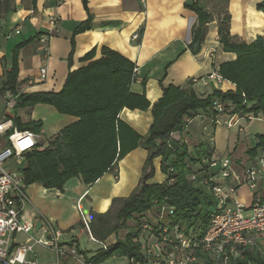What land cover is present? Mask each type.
Returning <instances> with one entry per match:
<instances>
[{
  "label": "crops",
  "instance_id": "1",
  "mask_svg": "<svg viewBox=\"0 0 264 264\" xmlns=\"http://www.w3.org/2000/svg\"><path fill=\"white\" fill-rule=\"evenodd\" d=\"M189 2L191 0H88L85 9L83 0H0V96L3 82L13 66V52L22 44L29 43L20 52L18 81L20 92L27 95L58 93L70 72L88 64L83 61L88 54L95 51L96 60L102 57L101 50L107 48L120 53L136 66L131 92L144 94L151 106L146 111L124 109L120 120L146 138L154 122L153 107L163 97L164 89L174 86L206 98L215 91L227 93L237 88L225 80L208 78L218 72L221 64L236 59L234 54L225 53L219 43V19L215 18L207 27L201 50L194 53L190 48L197 17L186 8L185 4ZM261 2L231 0L228 3L230 32L240 42L252 44L258 37H264V13L257 10ZM212 5L208 3L209 8ZM90 18L93 29L74 37L75 28ZM43 37L47 39L46 45L41 43ZM44 47L48 48L47 53L42 50ZM213 50L215 53L211 57ZM43 68L48 70L45 80L41 78ZM6 115L14 118L16 114L8 110L0 97V121ZM17 115L22 123L42 122L40 137L43 136L44 141L53 139L77 121L42 104L21 109ZM221 119L226 121L228 117L222 116ZM218 132L221 131L217 126L198 117L190 122L185 132L173 134L172 138L185 141L190 153L196 154L199 149L205 151L201 145L206 146L209 136L214 134L216 138ZM249 150H246V159L237 157L234 160L248 162ZM233 153L235 155L236 151ZM148 158L149 152L139 147L93 185L73 178L59 191L25 183L27 201L24 214L36 224L35 234L41 237L47 231L61 233L60 243L66 252L75 248L83 260L92 263L103 248L90 240L81 213L88 220L92 235L94 215L112 213L118 206L121 209L124 201L139 191L148 171ZM152 165L154 176L146 184L165 183L168 176L161 170L162 159L156 158ZM239 198L249 205L252 194L243 188ZM118 240L117 234H113L98 241L112 246ZM28 241V236L16 235L12 249ZM28 258L49 264L58 260L60 264H80L68 255L59 258L42 247H36ZM130 262L126 256H113L98 264Z\"/></svg>",
  "mask_w": 264,
  "mask_h": 264
},
{
  "label": "trees",
  "instance_id": "2",
  "mask_svg": "<svg viewBox=\"0 0 264 264\" xmlns=\"http://www.w3.org/2000/svg\"><path fill=\"white\" fill-rule=\"evenodd\" d=\"M230 1L191 0L185 4L197 17L190 45L194 53L201 50L207 27L215 19L208 3L226 4L227 8ZM83 4L86 9L88 0H83ZM257 10L264 13V0ZM230 22L231 16L227 11L219 23L218 37L223 51L234 54L236 59L221 64L218 73L223 80L237 87L236 90L227 93L215 91L206 98H200L192 90L174 86L164 89L163 97L153 107L154 122L146 138L120 120L124 109L146 111L151 106L144 94L131 92L136 66L120 53L103 48L102 57L94 60L93 51L83 59L88 62L85 67L69 73L61 91L27 95L19 90L18 60L21 50L29 43L14 50L13 66L3 82L2 94L10 92L17 97L14 108L16 127L40 136L42 122L22 123L17 115L21 109L40 104L77 119L53 139L43 140L34 151L25 155L22 173L27 185L40 184L48 190L62 191L73 178L93 185L137 148L142 147L149 152L148 171L142 185L136 194L124 201L115 222L112 213L94 215L92 235L97 240H106L120 230L127 231V234L107 252L100 251L92 263L105 262L113 256L137 257L138 237L147 215L152 213L154 216L165 204L176 208V217L187 231L204 232L209 226L216 201L208 188L200 183L201 179L212 175L201 160L210 153L209 144L201 145L205 151L199 149L198 153L191 154L184 141H176L172 136L185 132L194 118L215 116L213 102L216 99L226 104V111L230 114H264V37H258L252 44L240 42L231 35ZM91 29L93 23L90 18L75 28L74 37ZM258 139V146L248 151L250 159L264 147V135ZM156 158L162 159L161 170L173 182L146 184L154 176L152 163ZM194 174L200 181H191ZM131 220L136 222L134 229L128 226ZM248 261L264 264V255L247 254L243 264Z\"/></svg>",
  "mask_w": 264,
  "mask_h": 264
},
{
  "label": "built area",
  "instance_id": "3",
  "mask_svg": "<svg viewBox=\"0 0 264 264\" xmlns=\"http://www.w3.org/2000/svg\"><path fill=\"white\" fill-rule=\"evenodd\" d=\"M41 43L46 45V37L41 38ZM42 50L44 53L48 52L47 47ZM214 53V50L211 51L210 56L213 57ZM47 76L48 70L43 68L41 78L45 80ZM208 78L223 81L217 71ZM4 98L8 110L12 112L17 97L7 92ZM213 103L215 116L209 118L203 115L200 118L209 120L215 127L222 116L228 117V128H234L244 120H264L262 114H230L226 111V104L220 99ZM42 142L39 135L18 129L12 116L6 115L0 121V262L49 264L28 258L36 247H42L56 253L59 258L68 255L76 263L92 264L83 260L75 248L66 252L60 243L61 233L47 231L44 236H37L36 224L24 214L27 201L24 176L22 170H10L9 165L15 160L22 169L25 155L34 151ZM207 143L211 151L201 160L203 165L209 167L212 175L200 181L198 175L194 174L191 181H200L216 201L209 226L204 232L187 231L182 221L176 217L174 206H158L154 216L145 219L141 227L138 255L129 258L131 264H243L247 254L264 255V199L261 195V185L264 183V147L255 158L246 163H238L230 156L216 154L214 134L209 136ZM171 172L174 173L173 170ZM166 181L173 182V179L168 177ZM243 188L252 194L249 205L239 198ZM81 215L90 240L101 245L102 251L107 252L110 246L91 235L89 222L82 213ZM16 235H26L29 241L12 249ZM50 264L60 262L58 260ZM247 264L256 263L248 261Z\"/></svg>",
  "mask_w": 264,
  "mask_h": 264
},
{
  "label": "rangeland",
  "instance_id": "4",
  "mask_svg": "<svg viewBox=\"0 0 264 264\" xmlns=\"http://www.w3.org/2000/svg\"><path fill=\"white\" fill-rule=\"evenodd\" d=\"M210 10L212 14L214 15V18L219 19V23L222 20V18H225V13L227 12L226 4H214L210 7ZM2 99L5 101L7 105V101L4 98V94H1ZM14 111V110H13ZM264 117V114H262ZM196 122H199L197 119ZM228 119H221L217 125L218 129H220V133H217V136L215 138L216 140V146H217V152L216 154L218 156H230L231 158H237L242 157L246 159L247 153L246 150L254 149L259 144V136L264 135V120L257 119L254 121H240V124L235 126L234 128H228ZM225 131V133H223ZM43 138V136L41 137ZM236 151V154L233 155ZM25 162V158L23 160ZM24 162H22V167L24 165ZM10 170L18 171L22 170L20 169V166L17 164V161L12 160L9 165ZM261 194L264 199V183L261 185ZM120 211V206L116 207L114 211L112 212V220L115 222L116 216ZM153 217V214L150 213L147 215L148 219H151ZM128 226L130 228H135L136 222L135 221H129ZM127 231L120 230L118 231V238L124 239L126 237Z\"/></svg>",
  "mask_w": 264,
  "mask_h": 264
},
{
  "label": "water",
  "instance_id": "5",
  "mask_svg": "<svg viewBox=\"0 0 264 264\" xmlns=\"http://www.w3.org/2000/svg\"><path fill=\"white\" fill-rule=\"evenodd\" d=\"M37 229H39V226L37 227Z\"/></svg>",
  "mask_w": 264,
  "mask_h": 264
}]
</instances>
